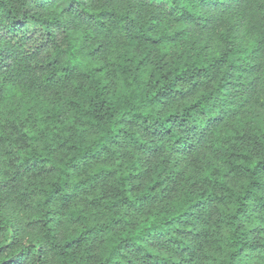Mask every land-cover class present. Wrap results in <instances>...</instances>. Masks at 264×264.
Wrapping results in <instances>:
<instances>
[{"label":"clouds","instance_id":"clouds-1","mask_svg":"<svg viewBox=\"0 0 264 264\" xmlns=\"http://www.w3.org/2000/svg\"><path fill=\"white\" fill-rule=\"evenodd\" d=\"M0 264H264V0H0Z\"/></svg>","mask_w":264,"mask_h":264}]
</instances>
